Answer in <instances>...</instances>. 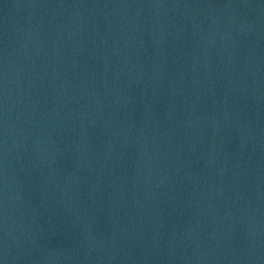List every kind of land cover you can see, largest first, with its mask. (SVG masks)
<instances>
[{"label":"water","instance_id":"obj_1","mask_svg":"<svg viewBox=\"0 0 264 264\" xmlns=\"http://www.w3.org/2000/svg\"><path fill=\"white\" fill-rule=\"evenodd\" d=\"M0 264H264V0H0Z\"/></svg>","mask_w":264,"mask_h":264}]
</instances>
